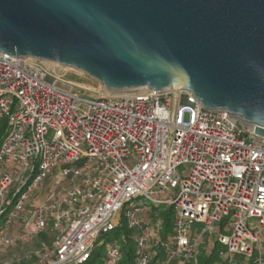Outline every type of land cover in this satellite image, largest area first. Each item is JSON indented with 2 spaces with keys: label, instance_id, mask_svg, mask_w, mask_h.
Instances as JSON below:
<instances>
[{
  "label": "built area",
  "instance_id": "obj_1",
  "mask_svg": "<svg viewBox=\"0 0 264 264\" xmlns=\"http://www.w3.org/2000/svg\"><path fill=\"white\" fill-rule=\"evenodd\" d=\"M63 80L0 52V248L50 225L54 240L32 264H83L123 222L131 264H191L202 246L217 264H264V137L188 91L81 98L56 86ZM53 174L77 183L30 210ZM139 199L172 209L162 257L153 258L159 240L150 242ZM121 247L113 236L100 264H123Z\"/></svg>",
  "mask_w": 264,
  "mask_h": 264
},
{
  "label": "water",
  "instance_id": "obj_2",
  "mask_svg": "<svg viewBox=\"0 0 264 264\" xmlns=\"http://www.w3.org/2000/svg\"><path fill=\"white\" fill-rule=\"evenodd\" d=\"M0 52L96 93L188 91L264 137V0H0Z\"/></svg>",
  "mask_w": 264,
  "mask_h": 264
},
{
  "label": "rangeland",
  "instance_id": "obj_3",
  "mask_svg": "<svg viewBox=\"0 0 264 264\" xmlns=\"http://www.w3.org/2000/svg\"><path fill=\"white\" fill-rule=\"evenodd\" d=\"M73 83V82H72ZM76 86H72L69 83H66V80H63V82L56 81V86L62 88L63 90L76 93L81 98H96L98 96V93L88 91L81 85L74 83ZM133 91L129 92H120V93H111L116 95H127L131 94ZM105 94V93H101ZM182 175L188 174V169L181 171ZM77 183L76 180L68 177H64L62 175L53 174L50 177L47 178L42 184H41V194L40 197L42 200H46L50 203L55 202L57 198L60 195V189L61 188H67ZM159 198L163 199L166 197V193H162L158 195ZM140 200V199H139ZM39 201H36L35 204H37ZM140 203H147L143 200L139 201ZM158 205L160 203H157ZM162 205V204H161ZM168 206L163 205L162 207L149 210V213L145 211L144 213V221L148 224L151 232V243L156 241L159 236L163 235V246L168 242L170 239V236L172 234V226L169 229H164V220L163 216L165 213H167ZM23 223V222H22ZM22 229L28 231L31 230L30 223H23L21 226ZM54 232L51 230L50 225L43 231V233L33 237L32 239L28 240H22L17 241L11 246L8 247H2L0 248V264H17L19 261H22V258H27L35 256V253L39 251V249L43 245H49L52 240H54ZM121 235L118 237L117 235L115 238H117V241H119L120 244H123L121 239ZM104 241V245H102L95 253H97L95 264H100L102 258L104 257L106 253L107 246L111 243V237L102 236L100 238ZM131 243V241H130ZM215 255V257L211 256V259L205 263V259L208 256ZM216 250H208L205 246H202L200 248L199 254L196 258V260L192 261L191 264H217L216 260Z\"/></svg>",
  "mask_w": 264,
  "mask_h": 264
},
{
  "label": "trees",
  "instance_id": "obj_4",
  "mask_svg": "<svg viewBox=\"0 0 264 264\" xmlns=\"http://www.w3.org/2000/svg\"><path fill=\"white\" fill-rule=\"evenodd\" d=\"M5 129V121L1 120L0 121V138L4 132ZM143 204V203H142ZM143 205H146L147 209L146 212L149 213V210H153L159 207H162L164 204H157L154 202H147L144 203ZM166 206V205H165ZM172 209L171 207L168 206V210L167 213L164 214L163 216V220H164V229H169L172 226ZM119 233H123L124 235V241L121 247V251L123 253V264H131L132 258L134 256V252H135V248H134V242H133V230L132 229H128L126 228L125 224L123 222L119 223L114 229L113 231H111L110 236L109 237H113L118 235ZM159 241L158 246H156V248L154 249V251L152 252L153 254V258H157V257H162V253L164 251V247H163V235L161 233V235L159 236V238H157ZM131 241V243H130ZM102 245H104V241L101 240L100 243L98 244V247L95 251H97ZM95 251L93 252V255L83 264H95L96 261V257H97V253H95ZM213 257H215V255H211ZM211 256L209 255L206 259H205V263L208 262L211 259ZM35 257H28L27 258H22V261H19L17 264H32L34 261Z\"/></svg>",
  "mask_w": 264,
  "mask_h": 264
},
{
  "label": "crops",
  "instance_id": "obj_5",
  "mask_svg": "<svg viewBox=\"0 0 264 264\" xmlns=\"http://www.w3.org/2000/svg\"><path fill=\"white\" fill-rule=\"evenodd\" d=\"M40 194H41V187H40V189L37 191V193H36V195H35V198H33V200H32L31 203H30V210L33 208V206L36 205L35 202L38 201L39 199H41V198H39V197H40ZM16 224H17L16 226H18L17 228H21V226H22L23 223L20 222V221H18Z\"/></svg>",
  "mask_w": 264,
  "mask_h": 264
},
{
  "label": "bare ground",
  "instance_id": "obj_6",
  "mask_svg": "<svg viewBox=\"0 0 264 264\" xmlns=\"http://www.w3.org/2000/svg\"><path fill=\"white\" fill-rule=\"evenodd\" d=\"M144 89H142V90H135V91H133V92H131V94H133V93H135V92H138V91H143ZM107 94H110V95H116V94H111V93H107ZM117 96V95H116Z\"/></svg>",
  "mask_w": 264,
  "mask_h": 264
}]
</instances>
